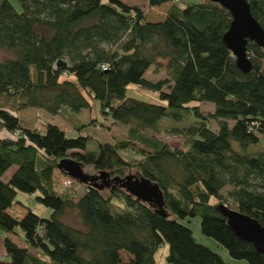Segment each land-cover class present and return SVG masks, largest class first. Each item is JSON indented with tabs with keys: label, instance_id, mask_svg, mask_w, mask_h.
<instances>
[{
	"label": "trees",
	"instance_id": "obj_1",
	"mask_svg": "<svg viewBox=\"0 0 264 264\" xmlns=\"http://www.w3.org/2000/svg\"><path fill=\"white\" fill-rule=\"evenodd\" d=\"M179 1L145 0L149 9H164L152 19L125 0H16L19 10L0 0V47L13 53L0 62V97L14 102L10 110L0 106V130L21 134L0 136V230L8 258L0 264H152L162 241L165 264H230L179 221L196 215L200 231L231 257L264 264V256L234 237L216 209L221 203L264 227V147L248 150L264 132V49L248 41L250 71L240 72L221 40L228 11L208 0ZM246 2L264 31V0ZM157 58L166 60V77L151 81L144 74ZM58 59L64 64L56 65ZM128 85L156 93L161 102L127 95ZM94 100L105 118L129 125L128 138L91 141L87 134L66 137L48 121L42 130L22 124L31 115L26 109L53 117L88 109ZM194 102L211 104V110L202 114ZM181 116L189 123L165 130L179 138V147L143 133ZM120 151L136 157L127 160ZM63 158L109 177L134 169L161 190L164 215L113 182L103 186L106 195L90 185L79 196L62 182L61 189L53 171ZM16 191L36 193L49 217L26 207L19 217L10 214L19 204ZM67 205L84 230L60 220ZM15 227L23 246L9 238Z\"/></svg>",
	"mask_w": 264,
	"mask_h": 264
},
{
	"label": "rangeland",
	"instance_id": "obj_2",
	"mask_svg": "<svg viewBox=\"0 0 264 264\" xmlns=\"http://www.w3.org/2000/svg\"><path fill=\"white\" fill-rule=\"evenodd\" d=\"M10 3L14 6L16 10H19L18 3L16 0H9ZM187 1H205V0H180L179 4H183ZM125 2L129 4L137 5L143 12L146 13V16L152 19H159L163 15V7H155L153 9H149L145 0H125ZM39 33H46V30L43 27L37 28ZM13 53L10 50L4 49L0 47V62L6 58L12 57ZM165 59L157 58L155 62L150 65L147 70L145 71L144 77L151 81H155L158 79H162L166 77V70H165ZM68 79H72L70 76ZM63 78V76H62ZM61 78V79H62ZM126 93L129 96H133L139 99H143L149 102L159 103L161 101L158 100V96L156 93L144 90L136 85H128L126 88ZM90 106L88 109H82L77 113H69L66 110L59 111L53 117L49 116L47 113L42 111L41 109H26L30 111L31 115L28 116L27 119H22V124H26L28 126L36 127V128H43L42 125L44 122H52L58 125L63 131L66 137H75L77 135H84L87 134L91 141H102V142H113L116 139H125L128 138L127 128L129 125L118 124L112 122L108 117L105 118L99 111V104L97 101H89ZM14 102L12 98H4L0 97V106L9 109L12 108ZM190 105H197L198 109L202 114H205L207 111L211 110V104L208 103H191ZM181 120L177 123H173L172 121L164 119L161 121L157 131H150L145 130L143 133L147 136H152L157 139H162L169 145L179 147L181 142L178 137L166 134L165 130L172 126H185L189 123V118L187 116H181ZM88 122L87 125L84 127H80L81 123ZM102 123V124H100ZM209 125L211 128L216 129V121L213 119L209 120ZM6 135L3 130H0V136ZM232 146L236 147L237 144L232 141ZM261 147H264V132L259 134L258 141L254 144L248 146L249 151L258 150ZM120 154L127 160L135 159L136 155L133 152L128 153L127 151H120ZM11 169L6 171L5 175L10 172ZM83 172L88 175H98L97 172H93L90 167H83ZM122 175H131L137 176V172L134 169H125ZM67 176L63 175L60 171L55 169L53 171V179L59 184V187L63 189L61 182L64 180L66 181ZM109 185H112V182L108 181ZM97 183H101V179L97 178ZM64 189L74 190L76 196H79L84 190V184L77 183L76 181L71 179V182L65 185ZM107 187V186H105ZM103 195L107 194V188L101 189ZM36 193H24L20 191H16L14 200L18 201L19 204L14 203L8 212L15 217H19L21 214L24 213V207L29 208L33 213L37 214L38 216L42 217H49L50 209L43 206L41 203L37 202L34 199ZM213 202V200H211ZM60 220L64 223L71 225L75 228L80 230H84L85 226L81 223L77 213L75 212L74 208L70 205H67L62 214L59 216ZM182 224L186 225L192 233L194 240L204 246L210 248L212 251L217 253L224 262L230 264H248L244 259H237L231 257L226 248L217 242L214 238L203 234L199 228V217L193 216L188 219H180L179 220ZM15 233L10 234L9 238L12 242L18 244L22 242V233L18 227L14 228ZM4 237V232L0 230V260L7 261L8 258L5 256L4 251L2 249L1 240ZM167 254V243L162 241L159 243L157 248L153 253V263L152 264H165V255ZM121 259L126 260L128 255L124 252L120 253Z\"/></svg>",
	"mask_w": 264,
	"mask_h": 264
},
{
	"label": "water",
	"instance_id": "obj_3",
	"mask_svg": "<svg viewBox=\"0 0 264 264\" xmlns=\"http://www.w3.org/2000/svg\"><path fill=\"white\" fill-rule=\"evenodd\" d=\"M208 1L218 4L228 11L230 21L221 35V40L231 52L236 68L242 73L249 72L251 66L245 46L248 41H251L264 49V31L250 14L248 3L246 0ZM60 64H64V61L58 59L56 65ZM56 168L77 183L90 185L99 190L103 186H107L108 182L101 181V183H97L96 179L107 178L108 181L117 184L135 199L154 204L156 211L164 215L162 212L163 198L161 190L155 183H151L143 177L131 175L109 177L108 172L105 171L98 172V175H88L83 172L77 161L70 158L60 159L56 163ZM216 209L224 217L225 224L234 237L250 243L257 253L264 256L263 226L249 215L228 208L221 203L216 205Z\"/></svg>",
	"mask_w": 264,
	"mask_h": 264
},
{
	"label": "built area",
	"instance_id": "obj_4",
	"mask_svg": "<svg viewBox=\"0 0 264 264\" xmlns=\"http://www.w3.org/2000/svg\"><path fill=\"white\" fill-rule=\"evenodd\" d=\"M101 69H105V67L103 65H101ZM5 134L11 138H16L17 136L21 135V134H19L18 131H13L11 133H5ZM22 137H24V136H22ZM68 178L66 179V181H64V180L62 181L63 185H67L68 183H70V180H69L70 178L69 179Z\"/></svg>",
	"mask_w": 264,
	"mask_h": 264
},
{
	"label": "crops",
	"instance_id": "obj_5",
	"mask_svg": "<svg viewBox=\"0 0 264 264\" xmlns=\"http://www.w3.org/2000/svg\"><path fill=\"white\" fill-rule=\"evenodd\" d=\"M33 128L38 129V130H42V128H36V127H33ZM10 169H11L10 172H12V171L14 170V167H11ZM10 172H9L6 176H9ZM15 244H16V243H15ZM18 245L23 246L24 244L21 243V244H18Z\"/></svg>",
	"mask_w": 264,
	"mask_h": 264
},
{
	"label": "flooded vegetation",
	"instance_id": "obj_6",
	"mask_svg": "<svg viewBox=\"0 0 264 264\" xmlns=\"http://www.w3.org/2000/svg\"><path fill=\"white\" fill-rule=\"evenodd\" d=\"M103 181V180H102ZM108 182V181H107Z\"/></svg>",
	"mask_w": 264,
	"mask_h": 264
},
{
	"label": "clouds",
	"instance_id": "obj_7",
	"mask_svg": "<svg viewBox=\"0 0 264 264\" xmlns=\"http://www.w3.org/2000/svg\"><path fill=\"white\" fill-rule=\"evenodd\" d=\"M68 177V176H67Z\"/></svg>",
	"mask_w": 264,
	"mask_h": 264
}]
</instances>
